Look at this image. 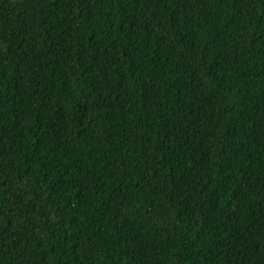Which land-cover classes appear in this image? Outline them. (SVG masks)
I'll return each mask as SVG.
<instances>
[{
    "label": "trees",
    "instance_id": "16d2710c",
    "mask_svg": "<svg viewBox=\"0 0 264 264\" xmlns=\"http://www.w3.org/2000/svg\"><path fill=\"white\" fill-rule=\"evenodd\" d=\"M0 264H264V0H0Z\"/></svg>",
    "mask_w": 264,
    "mask_h": 264
}]
</instances>
